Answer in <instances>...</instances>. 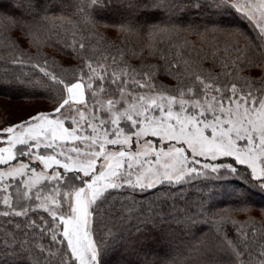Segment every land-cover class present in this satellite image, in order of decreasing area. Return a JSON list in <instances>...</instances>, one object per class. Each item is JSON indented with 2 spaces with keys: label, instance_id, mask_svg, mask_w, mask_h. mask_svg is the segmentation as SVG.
Wrapping results in <instances>:
<instances>
[{
  "label": "snow or ice",
  "instance_id": "1",
  "mask_svg": "<svg viewBox=\"0 0 264 264\" xmlns=\"http://www.w3.org/2000/svg\"><path fill=\"white\" fill-rule=\"evenodd\" d=\"M5 88L55 96L0 128V264H264L209 203L264 193V0H0Z\"/></svg>",
  "mask_w": 264,
  "mask_h": 264
},
{
  "label": "trees",
  "instance_id": "2",
  "mask_svg": "<svg viewBox=\"0 0 264 264\" xmlns=\"http://www.w3.org/2000/svg\"><path fill=\"white\" fill-rule=\"evenodd\" d=\"M117 17L113 15L110 20H115ZM5 23H7L5 21ZM104 35L111 41L115 43H120L124 39V34L119 32L116 27H106L104 25L100 26L99 29ZM13 36L19 35V29L14 30ZM189 39H195L194 37H189ZM21 48L25 54L28 56H43L47 57L50 61L55 60L56 64L61 68L71 67L75 61L65 55L64 51H61L58 47L53 48L42 44H33L29 46L26 41H20ZM207 67V65H205ZM10 72L13 71H26V69H18L16 66L9 68ZM250 74L259 78V69H253ZM161 82L173 86L174 81L169 77H160ZM50 96H55V92H49L47 90H42L40 94L37 95H25L20 91H14L10 89L0 90V128L6 125H12L20 123L23 120L28 119L31 115H34L38 110H47L52 107V101ZM25 108L23 111H16L18 108ZM200 182H194V184H199ZM202 187V185H200ZM199 193L196 192L195 188L189 186V191L187 193L188 199L196 200L199 198ZM214 204L215 207L212 208L213 213H224L231 216L236 221H244L249 217L259 219L264 212V193L259 191H254L251 193V203L252 207L250 211H237L236 205L230 203H224L220 198L209 202ZM160 254H164L161 250Z\"/></svg>",
  "mask_w": 264,
  "mask_h": 264
},
{
  "label": "rangeland",
  "instance_id": "3",
  "mask_svg": "<svg viewBox=\"0 0 264 264\" xmlns=\"http://www.w3.org/2000/svg\"><path fill=\"white\" fill-rule=\"evenodd\" d=\"M22 110L24 111L25 108H22V107H21V108H18L16 111H22ZM16 124H17V123H16ZM12 125H14V124H12ZM7 126H10V125H6V126H4V127H7ZM2 128H3V127H2Z\"/></svg>",
  "mask_w": 264,
  "mask_h": 264
}]
</instances>
